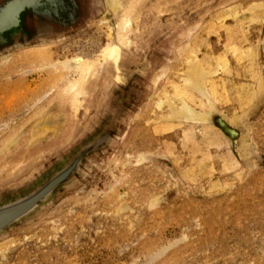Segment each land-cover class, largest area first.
Segmentation results:
<instances>
[{
	"label": "rangeland",
	"instance_id": "1",
	"mask_svg": "<svg viewBox=\"0 0 264 264\" xmlns=\"http://www.w3.org/2000/svg\"><path fill=\"white\" fill-rule=\"evenodd\" d=\"M108 1L41 0L0 42V197L89 137L146 65L110 144L0 234V264H264V0ZM108 43L116 66L58 65Z\"/></svg>",
	"mask_w": 264,
	"mask_h": 264
},
{
	"label": "water",
	"instance_id": "2",
	"mask_svg": "<svg viewBox=\"0 0 264 264\" xmlns=\"http://www.w3.org/2000/svg\"><path fill=\"white\" fill-rule=\"evenodd\" d=\"M13 1L15 0H8L0 6V14H3L4 9ZM40 1L20 6L21 8L15 14L18 23H20V19H18L20 13L25 10H31L38 17L39 12L37 9ZM73 6L75 7V4ZM45 19L49 21L51 16H47ZM2 34L9 35L10 38L15 39V36L8 29L3 32L0 31V35ZM145 67L146 65L143 62L136 71L129 75L128 82L123 85L121 94L113 101L103 121L89 137L75 145L63 158L50 169L43 172V174L17 190L0 197V234L47 203L57 189L68 185L79 175L85 160L90 155L102 151L110 144L117 131L119 121L128 111L132 85L142 75Z\"/></svg>",
	"mask_w": 264,
	"mask_h": 264
},
{
	"label": "bare ground",
	"instance_id": "3",
	"mask_svg": "<svg viewBox=\"0 0 264 264\" xmlns=\"http://www.w3.org/2000/svg\"><path fill=\"white\" fill-rule=\"evenodd\" d=\"M34 1L37 3L39 0H15L11 4H9L4 9L3 14H0V31L3 32L4 30L8 29L9 31H11L12 35H15V34L19 33L18 32L19 31V26H18L19 23H18V20H17V16H15V14H16L17 10H19L21 8L20 6H23L24 4H30L32 2L34 3ZM121 1L122 0H109L108 1L109 9L113 13H116L121 8ZM255 7L256 8H260L261 6L259 4H256L254 6V9H255ZM263 7H264V5H263ZM22 21H23V19H22ZM104 21H106V20H104ZM5 36L6 35H3V34L0 35V40H1L0 42H4V40L6 39ZM122 39H123V43H124V38H122ZM120 43H122V41H120ZM33 52H31V53H33ZM119 52H120V47L119 46H116L113 43H108V45L100 52L99 55H94L91 58H87V59L86 58H82V57L66 59L63 62H60V64H58V65H60V67H62L64 70H76L77 72L81 73V79L83 80V79H86V77H88L87 75L92 73V71L94 72V69L100 67L103 63H107V62L110 63L111 62V63H114V66L118 65V62H119V59H120V56H121L119 54ZM35 53L41 55V54H44V51L36 50ZM197 66H198V64H197ZM202 71H200L197 67L195 68V66H193V68L190 71V74H188L189 78L186 79V82L193 89L199 91L203 96H205L206 93L203 91V89L201 87L202 85H200V83H198L199 78L201 76H204L202 74V73H204V71L203 72ZM184 85H186V84H184ZM189 85H187V86H189ZM174 116L177 117V118H181V119L187 120V121H190V120H196L197 121V119L199 118L200 114H198V117H197V114H195L188 106L183 105V107L181 109V112L176 111V109H175V115ZM205 117H206V115H205ZM202 122H205V121H202Z\"/></svg>",
	"mask_w": 264,
	"mask_h": 264
},
{
	"label": "flooded vegetation",
	"instance_id": "4",
	"mask_svg": "<svg viewBox=\"0 0 264 264\" xmlns=\"http://www.w3.org/2000/svg\"><path fill=\"white\" fill-rule=\"evenodd\" d=\"M49 1H51V0H49ZM27 10H25V11H23L21 14H20V16H19V19H20V23H19V29H20V26H22L21 24H22V15H23V13H25ZM28 12H29V10H28ZM53 17V16H52ZM51 17V18H52ZM52 21V20H51ZM6 37H7V35H6Z\"/></svg>",
	"mask_w": 264,
	"mask_h": 264
}]
</instances>
